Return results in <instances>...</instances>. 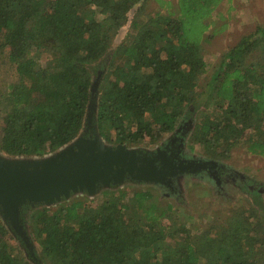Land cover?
Returning <instances> with one entry per match:
<instances>
[{
  "label": "trees",
  "instance_id": "1",
  "mask_svg": "<svg viewBox=\"0 0 264 264\" xmlns=\"http://www.w3.org/2000/svg\"><path fill=\"white\" fill-rule=\"evenodd\" d=\"M149 1L0 0V69L5 61L13 75L0 81V152L55 156L91 113L95 138L136 154L147 137L159 142L182 126L200 99L185 129L190 150L216 162L238 146L264 157V24L221 53L199 89L204 43L225 27L207 33L220 0H155V10ZM119 185L26 203V239L0 214V264H264L255 204L221 207L200 227L158 204L151 187Z\"/></svg>",
  "mask_w": 264,
  "mask_h": 264
},
{
  "label": "rangeland",
  "instance_id": "2",
  "mask_svg": "<svg viewBox=\"0 0 264 264\" xmlns=\"http://www.w3.org/2000/svg\"><path fill=\"white\" fill-rule=\"evenodd\" d=\"M171 1L174 3L175 0ZM149 5L151 9L155 10L158 7V2L150 0ZM206 20L211 21L208 34L214 26L225 24V27L204 43V57L208 66L199 82V89L211 83L212 74L220 62L221 53L238 41L242 35L253 31L257 25L264 24V0H220ZM123 31L120 32L119 38L123 36ZM6 77L11 78L13 75L4 61L0 69V81L7 80ZM200 101L198 99L187 111L184 119L179 123V125H183L181 127L190 128L194 107ZM92 127V114L88 113L87 130L79 137H88V132ZM152 141V138L147 137L143 149L152 151L159 142L164 140L155 143ZM231 151L229 159L216 162L208 158V150L195 145L193 150L187 148L183 152L186 158L189 157L191 161L189 163L193 164L189 171H182L179 175L168 178L163 175L149 174L150 181L148 179H132V175L125 176L124 174L121 180L112 181L116 185L121 184L119 187L124 188L125 185L129 190L151 187L158 204L171 203L174 207H179L184 214L190 215L191 219L200 227L206 225L217 209L243 202L255 204L264 219V157L249 154L239 146ZM19 160L20 158L17 156H9L0 152V161ZM208 163L211 171L207 168ZM143 166L145 169L150 168L148 165ZM119 181L121 182L119 183ZM99 189L101 188L95 187L92 191H96L95 194H97V192L100 193ZM80 193L72 195L71 192L66 199L74 198ZM13 241L17 243L16 240Z\"/></svg>",
  "mask_w": 264,
  "mask_h": 264
},
{
  "label": "water",
  "instance_id": "3",
  "mask_svg": "<svg viewBox=\"0 0 264 264\" xmlns=\"http://www.w3.org/2000/svg\"><path fill=\"white\" fill-rule=\"evenodd\" d=\"M19 158L0 161V214L23 239L21 209L26 203L54 202L81 188L92 191L100 182L121 180L126 172L150 180L148 173L135 170L134 152L122 145L105 146L95 137H78L50 158Z\"/></svg>",
  "mask_w": 264,
  "mask_h": 264
},
{
  "label": "flooded vegetation",
  "instance_id": "4",
  "mask_svg": "<svg viewBox=\"0 0 264 264\" xmlns=\"http://www.w3.org/2000/svg\"><path fill=\"white\" fill-rule=\"evenodd\" d=\"M88 133L91 138L94 137L93 127ZM89 136L86 138H89ZM187 148L189 147H187L185 142V128L179 126L169 137H166L164 141L159 142L152 151H137L135 154L137 158L135 159V170L139 169L142 173H148V175H163L167 178L177 174L179 175L182 171H189L193 167V164L189 163L191 162L189 157L186 158L183 155L184 150ZM140 158L145 159L139 160ZM211 164L214 165L213 162H211ZM142 165H148L150 167L149 170L142 168L144 167ZM207 168L211 171L209 163L207 164ZM127 174L128 173L126 172L125 176Z\"/></svg>",
  "mask_w": 264,
  "mask_h": 264
}]
</instances>
